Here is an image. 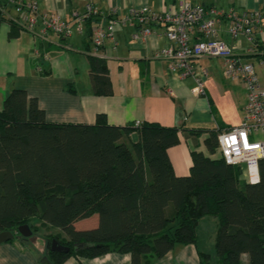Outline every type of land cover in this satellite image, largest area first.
Segmentation results:
<instances>
[{
    "label": "trees",
    "instance_id": "1",
    "mask_svg": "<svg viewBox=\"0 0 264 264\" xmlns=\"http://www.w3.org/2000/svg\"><path fill=\"white\" fill-rule=\"evenodd\" d=\"M6 8L10 0H0V25L9 22V36L15 37L26 29L6 18ZM257 42L255 51L263 48ZM88 59L93 93L113 94L106 58ZM182 130L155 121L111 124L104 113L94 123H56L38 97L13 88L0 109V232L30 243L18 227L29 224L36 234L37 217L65 234L48 238L50 264L109 252L130 253L132 264H151L176 245L196 243L200 220L212 216L219 221L217 259L202 253V264H243V254L249 264H264V157L259 181L250 183L240 165L221 156V130L199 129L191 133L207 131V149L219 156L193 150L190 172L177 175L169 148L180 143ZM95 214L96 227L76 228ZM53 238L70 251H53Z\"/></svg>",
    "mask_w": 264,
    "mask_h": 264
},
{
    "label": "crops",
    "instance_id": "2",
    "mask_svg": "<svg viewBox=\"0 0 264 264\" xmlns=\"http://www.w3.org/2000/svg\"><path fill=\"white\" fill-rule=\"evenodd\" d=\"M25 1L35 2L40 13L59 14L71 21L75 11L82 14L87 4L92 3L100 13L92 15L87 26L89 23L91 27L96 23H107L113 18L116 20L114 39L106 40L100 53L96 54L92 36L89 37L87 33L88 27L85 33L74 29L68 38L54 32L43 37L27 29L10 37V23H1L0 109L9 92L18 87L26 89L30 96L38 97L47 119L56 123H94L98 113H104L111 124L127 125L141 120L183 128L180 131V143L169 148L177 175L190 172L193 150L212 157L219 156V152L211 155L207 149V131L198 134H192L191 131L227 130L243 120L247 89L243 83L225 76L222 58L197 59L198 64L208 68L210 75L206 81V95H196L192 91L195 80L173 71L169 60L157 55L161 48L170 45L164 35V28L153 24L155 33L149 39H134L133 33L142 26L138 22L133 24L126 21L125 18L136 7H146L157 12H174L181 3L192 2L217 8L234 7L245 10L263 8L264 0ZM229 25L227 20L220 23V38L233 46L240 56L252 62L260 80L264 82V34L261 37L260 31L256 30L255 35L260 38L263 48L255 51L253 43L246 37L232 38L228 32ZM80 53L86 54L87 59L88 54L106 58L113 82V94L95 95L90 75L85 86L78 85ZM134 135L137 134L134 133L132 137ZM259 137L264 139L263 134H259ZM98 221V215L95 214L77 221L75 225L77 229H88L96 227ZM40 223L37 222L36 225ZM218 228L217 218L203 217L197 228L196 243L176 245L151 264H202V253L211 254L212 261L216 262ZM54 232L63 233L60 230ZM51 234L53 233H46L38 247L36 241L24 243L19 239L0 243V264H50L46 257L40 256L46 252L48 236ZM241 260L243 264H249L247 254H243ZM63 264H132V257L130 253L109 252L97 257L71 256Z\"/></svg>",
    "mask_w": 264,
    "mask_h": 264
},
{
    "label": "built area",
    "instance_id": "3",
    "mask_svg": "<svg viewBox=\"0 0 264 264\" xmlns=\"http://www.w3.org/2000/svg\"><path fill=\"white\" fill-rule=\"evenodd\" d=\"M10 6L4 10L7 19H15L25 29L43 37L54 32L68 38L74 29L85 33L88 19L100 13L92 3H88L82 14L77 11L73 13L71 21L59 14L40 13L35 2L10 0ZM125 19L142 26L133 33L134 39H149L155 33L153 24L164 28V35L170 45L161 48L157 55L168 59L173 71L195 80L192 89L194 94L206 95V81L210 75L208 68L197 63L201 57L222 58L225 76L245 85L247 101L243 120L219 133V152L227 163L242 167L243 176L246 175L248 182H258L259 160L264 157V139L259 137V134L264 135V82L260 80L254 64L220 38L219 25L223 20L229 21L230 36L234 39L246 37L255 49L257 41H261L255 35L256 30L260 31L261 37L264 34V7L237 10L234 7L225 9L183 2L174 12H157L146 7L132 8ZM115 23L116 20L111 18L107 23L92 26V42L96 54L100 53L106 40L114 39ZM250 50L253 51L252 48Z\"/></svg>",
    "mask_w": 264,
    "mask_h": 264
},
{
    "label": "rangeland",
    "instance_id": "4",
    "mask_svg": "<svg viewBox=\"0 0 264 264\" xmlns=\"http://www.w3.org/2000/svg\"><path fill=\"white\" fill-rule=\"evenodd\" d=\"M80 62H79V66H80V75H79V78H78V85L79 86H85L86 82H87V79L89 80V63H88V59H87V56L86 54L84 53H80ZM133 139H137V135H134L133 136ZM244 179H246V175L244 174L243 176ZM94 219V217H93ZM91 219V220H93ZM37 222H41L39 218L35 217L33 218V223L36 224ZM39 231L36 232V234H34V236L36 237V247H38L40 245V240L43 239V237L45 236L46 233H53L51 235L48 236L51 237L52 235H60L62 237H64V232L58 228V227H49L48 224H41L39 225ZM55 230H60L62 231L63 233H55L54 231ZM40 256V254H39ZM41 258H44V257H47V250L46 252L43 253L42 256H40Z\"/></svg>",
    "mask_w": 264,
    "mask_h": 264
},
{
    "label": "water",
    "instance_id": "5",
    "mask_svg": "<svg viewBox=\"0 0 264 264\" xmlns=\"http://www.w3.org/2000/svg\"><path fill=\"white\" fill-rule=\"evenodd\" d=\"M18 232L26 239H28L31 242L36 241V237L33 234V230L31 229L29 224H23L18 227ZM15 233L12 231H3L0 232V243L2 242H8L15 238ZM51 249L53 251H59V252H68L70 251L71 247L67 244L61 243L57 238H53L51 242Z\"/></svg>",
    "mask_w": 264,
    "mask_h": 264
}]
</instances>
